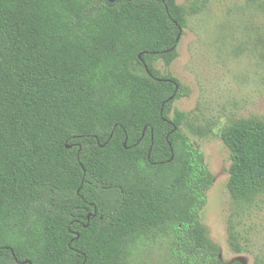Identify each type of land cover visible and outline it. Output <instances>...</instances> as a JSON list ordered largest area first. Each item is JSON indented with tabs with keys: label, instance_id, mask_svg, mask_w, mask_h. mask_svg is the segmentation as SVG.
I'll return each mask as SVG.
<instances>
[{
	"label": "trees",
	"instance_id": "16d2710c",
	"mask_svg": "<svg viewBox=\"0 0 264 264\" xmlns=\"http://www.w3.org/2000/svg\"><path fill=\"white\" fill-rule=\"evenodd\" d=\"M186 27L176 0H0V264H155L161 247L227 264L202 223L214 176L173 111L191 90L155 66ZM221 139L250 202L264 121Z\"/></svg>",
	"mask_w": 264,
	"mask_h": 264
},
{
	"label": "rangeland",
	"instance_id": "374dc122",
	"mask_svg": "<svg viewBox=\"0 0 264 264\" xmlns=\"http://www.w3.org/2000/svg\"><path fill=\"white\" fill-rule=\"evenodd\" d=\"M176 2L187 18L178 57L155 66L191 90L175 101L173 111L185 114L182 128L214 176L202 223L225 263L264 264V192L250 202L232 198L230 153L221 139L241 120L264 121V0ZM144 258L170 262L162 247L147 250Z\"/></svg>",
	"mask_w": 264,
	"mask_h": 264
},
{
	"label": "water",
	"instance_id": "95a60500",
	"mask_svg": "<svg viewBox=\"0 0 264 264\" xmlns=\"http://www.w3.org/2000/svg\"><path fill=\"white\" fill-rule=\"evenodd\" d=\"M116 0H111V2H115Z\"/></svg>",
	"mask_w": 264,
	"mask_h": 264
}]
</instances>
